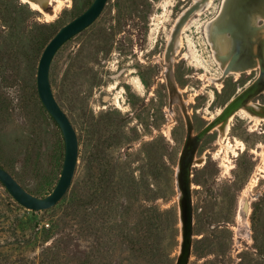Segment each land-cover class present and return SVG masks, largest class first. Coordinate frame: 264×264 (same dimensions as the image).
Segmentation results:
<instances>
[{"label": "rangeland", "instance_id": "374dc122", "mask_svg": "<svg viewBox=\"0 0 264 264\" xmlns=\"http://www.w3.org/2000/svg\"><path fill=\"white\" fill-rule=\"evenodd\" d=\"M34 1L45 12L0 0V166L45 196L60 177L65 142L39 97L38 62L57 30L93 0ZM222 2L108 0L61 46L50 81L78 135L76 171L64 197L39 211L0 180V264H176L178 166L188 135L260 76L261 66L222 77L206 33ZM197 3L202 12L185 16ZM179 34L182 46L170 52ZM250 101L264 107V90ZM219 131L194 152L188 264H264V121L234 115L227 137L243 145L236 154L228 148L229 159L218 151Z\"/></svg>", "mask_w": 264, "mask_h": 264}, {"label": "water", "instance_id": "95a60500", "mask_svg": "<svg viewBox=\"0 0 264 264\" xmlns=\"http://www.w3.org/2000/svg\"><path fill=\"white\" fill-rule=\"evenodd\" d=\"M108 0H93L79 15L63 24L45 45L37 67V89L45 108L60 127L64 142L65 156L60 177L53 190L45 196H39L25 189L22 184L4 167L0 166V180L12 197L24 207L31 210H47L54 207L67 193L71 186L79 155V139L76 129L67 113L57 101L51 86L50 67L56 52L69 39L92 24L105 8ZM260 76L230 102L213 120L209 121L195 136L190 133L180 154L178 184L181 190L180 206L182 218V242L176 264H188L191 253L194 210L191 193V168L194 152L201 139L217 123L227 118L243 102L257 94L264 87L263 64Z\"/></svg>", "mask_w": 264, "mask_h": 264}, {"label": "bare ground", "instance_id": "6f19581e", "mask_svg": "<svg viewBox=\"0 0 264 264\" xmlns=\"http://www.w3.org/2000/svg\"><path fill=\"white\" fill-rule=\"evenodd\" d=\"M22 1L29 3L34 9L45 12L41 4L34 0ZM198 3L193 6L191 5V7L185 12V16H188L192 12L196 14L202 12L204 6H201ZM210 4L211 1H207L205 5L209 7ZM259 18L264 19V0H223L218 15L208 22L206 27L208 41L212 47L217 62L222 69V77L229 73L236 72L240 74L242 71L258 69L264 64V38H262V35L264 34V25L262 27L257 26V20ZM182 22L183 25L181 26V31L185 28L184 21ZM180 34L178 38H175L174 36L173 38H170L168 45V50L170 52H176L178 45L182 46ZM262 90H264V87L260 91ZM254 96L247 98L243 104L234 110L227 118L216 124L221 131L218 138V144L221 145V148L218 151H222L223 148L226 152L225 156L227 158L229 156L228 148H231L232 151H234V154H236L237 145H243L241 140L237 139L236 142L233 143L228 140L227 137V134L231 129V120L234 115L239 111H243L248 116H251L252 119L254 118V121L256 122L264 121V107L258 103H252L250 101V98ZM254 111L260 113L258 114ZM215 117L216 116L212 114V116L209 117V121L213 120ZM190 135L193 137L192 134ZM261 155L263 156V154ZM262 158L264 159V157ZM197 162V159L194 158L192 160V165Z\"/></svg>", "mask_w": 264, "mask_h": 264}]
</instances>
